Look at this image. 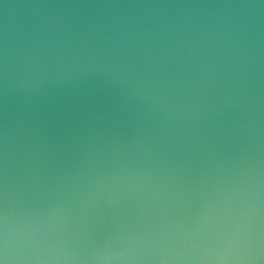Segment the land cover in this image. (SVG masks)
<instances>
[{"label":"clouds","instance_id":"9594fccd","mask_svg":"<svg viewBox=\"0 0 264 264\" xmlns=\"http://www.w3.org/2000/svg\"><path fill=\"white\" fill-rule=\"evenodd\" d=\"M0 264H264V0H0Z\"/></svg>","mask_w":264,"mask_h":264}]
</instances>
